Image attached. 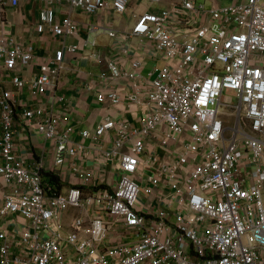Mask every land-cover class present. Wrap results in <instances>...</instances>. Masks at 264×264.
I'll use <instances>...</instances> for the list:
<instances>
[{
  "label": "built area",
  "instance_id": "obj_1",
  "mask_svg": "<svg viewBox=\"0 0 264 264\" xmlns=\"http://www.w3.org/2000/svg\"><path fill=\"white\" fill-rule=\"evenodd\" d=\"M35 1L43 6L36 31L66 38L81 31L76 11L93 17L108 6V0ZM64 2L69 12L59 19ZM20 3L0 0L4 25L8 9ZM128 3L113 0L115 12L125 13ZM135 22L128 37L150 43L166 64L149 74L156 75L149 88L100 92L98 100L137 105L140 125L107 119L79 131L77 141L54 106L65 101L56 92L65 57L79 46L39 57L8 25L0 31V183L11 189L0 193V264H264V3L208 9L180 0L174 10ZM35 65L37 74L21 77ZM108 67L116 82L137 81L142 63L135 60L129 71L114 62ZM4 79L34 99L49 97L51 106L22 107ZM226 90L237 105L224 103ZM19 125L40 136L44 156L52 149L53 166L73 160L77 187L62 194L59 182H45L43 161L28 166L17 154ZM70 209L81 214L66 235L62 217ZM18 218L26 222L20 226Z\"/></svg>",
  "mask_w": 264,
  "mask_h": 264
},
{
  "label": "crops",
  "instance_id": "obj_2",
  "mask_svg": "<svg viewBox=\"0 0 264 264\" xmlns=\"http://www.w3.org/2000/svg\"><path fill=\"white\" fill-rule=\"evenodd\" d=\"M244 0H195L196 5H202L208 9L219 8L237 4ZM264 3V0H262ZM180 7V0H164L160 5H153L150 0H129L125 13L117 14L114 10L113 0H108V6L99 15L93 17L85 15L81 10L73 14V19L79 24L81 31L74 37H57L51 33L40 34L36 31L37 24L40 23L39 12L43 8L41 3L35 0H21L20 6L14 10H9L6 15L5 25L0 21V31L8 25L6 31L17 41L32 45L35 48L36 56L44 57L56 54L60 49L70 46H79L78 53L67 54L61 75L57 81L56 92L63 96L65 101L57 103L54 108L63 121V127H74L76 129L73 138L77 141L80 138L79 131L94 130L97 125L112 119L114 121H126L132 128L140 125L139 119L142 113L137 105L122 103L111 105L100 103L98 95L100 92H119L120 94L132 93L135 84L141 89L149 88L151 81L155 79L149 74L160 69L166 64V60L158 55L154 48L147 41L142 42L138 37H128L132 31L136 18L141 15L154 13L161 9H171ZM69 12L66 2L57 5V15L62 19ZM99 27L97 32H90L89 25ZM112 30L117 33V38L108 35L107 31ZM100 57L101 63L94 57ZM135 60L142 63L137 81L125 80L116 82L112 78L108 63H117L123 70H131ZM2 66V65H1ZM0 66V67H1ZM39 72L37 65L30 70L20 72L24 79H30ZM103 75H107L106 80ZM148 79V81H145ZM5 86L14 93H19V100L22 107L42 103L47 107L51 106L49 97H39L34 99L29 92L18 91L10 81L4 79ZM54 92H51L53 94ZM19 115L22 108L18 111ZM19 133L16 138L18 153L28 159V166L34 167L40 161L45 163L43 178L50 183V176H55L60 183L58 188L62 194H67L73 187H77L75 173L72 171L73 160L66 164H52L54 153L48 147V156H44V146L40 136L32 134L28 128L19 125ZM116 135L113 133L106 142L114 141ZM91 141H87L86 146H92ZM111 145V144H107ZM53 148V147H52ZM102 172V170H101ZM115 177V176H114ZM104 178V179H103ZM101 179L109 186H115L116 180L110 176L102 174ZM56 181V180H55ZM57 185V184H56ZM11 191L8 186L0 183V193ZM91 191H86L89 193ZM78 209H70L62 217L66 226V235L75 230V221L80 216ZM18 224L25 223L24 219L18 218Z\"/></svg>",
  "mask_w": 264,
  "mask_h": 264
},
{
  "label": "rangeland",
  "instance_id": "obj_3",
  "mask_svg": "<svg viewBox=\"0 0 264 264\" xmlns=\"http://www.w3.org/2000/svg\"><path fill=\"white\" fill-rule=\"evenodd\" d=\"M225 92H226V94H225L224 103L230 104V105H237L238 99L236 98V94L234 92L229 91V90H226Z\"/></svg>",
  "mask_w": 264,
  "mask_h": 264
},
{
  "label": "trees",
  "instance_id": "obj_4",
  "mask_svg": "<svg viewBox=\"0 0 264 264\" xmlns=\"http://www.w3.org/2000/svg\"><path fill=\"white\" fill-rule=\"evenodd\" d=\"M56 180V181H55ZM49 182L53 185L58 184V180L55 176H50Z\"/></svg>",
  "mask_w": 264,
  "mask_h": 264
}]
</instances>
